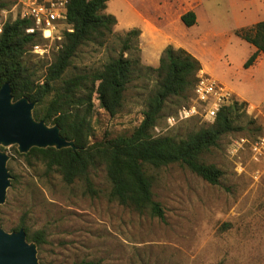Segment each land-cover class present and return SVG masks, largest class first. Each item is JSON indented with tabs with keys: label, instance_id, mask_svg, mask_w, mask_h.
Segmentation results:
<instances>
[{
	"label": "rangeland",
	"instance_id": "374dc122",
	"mask_svg": "<svg viewBox=\"0 0 264 264\" xmlns=\"http://www.w3.org/2000/svg\"><path fill=\"white\" fill-rule=\"evenodd\" d=\"M188 11L196 16L191 27L181 22ZM104 13L116 19L112 34L101 46L80 47L63 78L101 70L119 55L126 32L140 34L124 53L134 72L120 111L109 116L93 99L90 141L134 131L159 81L162 51L182 48L201 64L197 83L209 77L227 92L226 103L246 104L236 123L241 130L221 137L202 157L222 176L211 185L178 165L151 171L154 199L164 212L160 220L110 201L102 167L91 172L94 196L81 182L66 185L40 161L27 162L15 154L16 146L1 147L10 175L1 228L14 232L23 224L30 232L43 231L45 243L36 245L40 264H264V143L254 149L264 140V54L245 69L255 48L235 35L264 20V0H109ZM54 46L50 60L28 50L24 55L36 83L57 53ZM196 85L165 102L153 136L184 138L212 124ZM183 107L194 108L195 115L181 119Z\"/></svg>",
	"mask_w": 264,
	"mask_h": 264
},
{
	"label": "trees",
	"instance_id": "16d2710c",
	"mask_svg": "<svg viewBox=\"0 0 264 264\" xmlns=\"http://www.w3.org/2000/svg\"><path fill=\"white\" fill-rule=\"evenodd\" d=\"M108 1L69 0L67 22L73 30L63 34L62 47L53 56L42 83H36L24 63L25 53L31 46L40 43L41 37L26 34L30 23L24 20L4 25L0 34V88L8 83L13 101L25 97L34 102V119L48 126L57 125L61 136L73 141L76 147L75 151L48 147L31 148L22 155L15 149L14 152L27 162L31 159L40 161L46 172L57 173L66 185L81 182L84 191L94 196L97 192L91 172L102 167L110 186V201L162 220L164 212L154 199V176L151 171L178 165L211 185L218 184L222 172L212 164H205L202 157L218 146L221 137L241 130L236 123L239 111L246 104L229 101L219 109L210 126L191 132L184 138L153 136L152 130L165 102L194 89L201 71L200 62L186 50L167 46L159 57L156 69L159 81L146 101L139 125L130 135L90 141L93 99L95 97L99 107L109 116L120 111L134 72V63L125 58L124 53L134 46L140 34L137 29L126 32L121 39L119 55L108 60L101 70L63 78L80 47L87 43L101 46L112 34L116 19L104 13ZM9 5V0H0V11ZM181 22L186 27L193 26L196 23L195 13L186 12L181 16ZM235 35L255 48L243 65L248 69L260 53L264 54V20L237 30ZM2 222L0 217V224ZM19 229L24 230L28 242L37 246L45 243L43 231L30 232L23 224L12 231Z\"/></svg>",
	"mask_w": 264,
	"mask_h": 264
},
{
	"label": "water",
	"instance_id": "95a60500",
	"mask_svg": "<svg viewBox=\"0 0 264 264\" xmlns=\"http://www.w3.org/2000/svg\"><path fill=\"white\" fill-rule=\"evenodd\" d=\"M34 107L35 103L25 97L13 101L8 83L0 88V206L5 203L10 186L8 156L1 147L16 146L20 154L31 148L76 150L73 141L61 136L57 125L48 126L34 119ZM0 264H40L36 244L26 240L23 229L6 232L0 226Z\"/></svg>",
	"mask_w": 264,
	"mask_h": 264
},
{
	"label": "built area",
	"instance_id": "2783aa9c",
	"mask_svg": "<svg viewBox=\"0 0 264 264\" xmlns=\"http://www.w3.org/2000/svg\"><path fill=\"white\" fill-rule=\"evenodd\" d=\"M10 5L0 11V34L7 22L24 20L30 23L25 33L37 35L42 41L29 48V53L38 59L50 60V47L55 44L58 52L62 47V37L64 33L72 32L73 28L67 22V9L69 0H9ZM50 66V64H49ZM48 66V67H49ZM47 69L44 70L43 77L39 81L42 83L46 76ZM195 96L201 103H209L207 116L213 120L219 109L226 104L227 92L221 85L209 77L200 78L195 88ZM195 115V109L183 107L178 116L181 119H188ZM173 118L168 122L172 123ZM243 143L244 141L241 140ZM264 140L260 144H255L254 149L261 148Z\"/></svg>",
	"mask_w": 264,
	"mask_h": 264
},
{
	"label": "crops",
	"instance_id": "0c3cea01",
	"mask_svg": "<svg viewBox=\"0 0 264 264\" xmlns=\"http://www.w3.org/2000/svg\"><path fill=\"white\" fill-rule=\"evenodd\" d=\"M207 72H210V69L209 68H207Z\"/></svg>",
	"mask_w": 264,
	"mask_h": 264
}]
</instances>
